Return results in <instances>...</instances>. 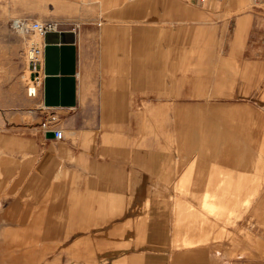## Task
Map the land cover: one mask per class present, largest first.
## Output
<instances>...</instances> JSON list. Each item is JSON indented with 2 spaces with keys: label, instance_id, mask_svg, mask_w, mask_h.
<instances>
[{
  "label": "crops",
  "instance_id": "obj_1",
  "mask_svg": "<svg viewBox=\"0 0 264 264\" xmlns=\"http://www.w3.org/2000/svg\"><path fill=\"white\" fill-rule=\"evenodd\" d=\"M111 5L96 23L67 37L76 51L74 106H45L42 86L30 120L0 121V230L30 223L55 198L58 206L69 197L76 202L86 190L94 191L92 197H109L120 187V196L130 199L124 212L132 217L133 199L174 181L180 157H172L173 149L189 155L200 134H213L215 117L226 119L222 140L234 133L230 124L243 131L246 117L264 134V46L244 45L246 29L238 24L248 17L232 16L224 26L203 21L197 0H112ZM150 110L162 119L154 127L157 139L150 138L153 127L144 121ZM56 129L61 139L47 135ZM166 134H172L175 147L161 137ZM242 210L230 215L223 205L222 217L228 221ZM247 213L251 226L243 229L264 230V173ZM200 218L209 221L205 215L195 220ZM258 237L246 254L225 240L201 243L220 247L198 253L142 249L115 261L264 264ZM151 239L143 237L139 245L158 244Z\"/></svg>",
  "mask_w": 264,
  "mask_h": 264
},
{
  "label": "rangeland",
  "instance_id": "obj_2",
  "mask_svg": "<svg viewBox=\"0 0 264 264\" xmlns=\"http://www.w3.org/2000/svg\"><path fill=\"white\" fill-rule=\"evenodd\" d=\"M239 1L197 0L202 8L201 20L222 22L224 26L232 16L234 19L246 16L248 20L238 24L242 31L246 29L244 45L260 42L264 46V4L261 0ZM111 3L112 0H0V121L5 117L10 121L30 120V107L40 93L29 96L26 79L27 52L37 36L17 29L15 21L50 19L57 21L61 30L72 31L96 23L113 7ZM258 32L261 38H257ZM148 115L144 121L153 127L150 138L157 139L154 127L162 119L154 110ZM215 118L213 134H200L197 145H191L189 155L177 147L173 149L172 157H180L174 167V181L158 183L149 189L147 198L133 199L132 217L124 212V205L130 199L120 196V187L109 197H92L94 191L86 190L84 197L73 198L76 202L69 197L63 206H58L55 198L52 205L41 206L30 223L0 230V264H125L115 261L125 252L150 249L165 250L169 254L198 253L203 248L219 246H200L201 243L220 244L225 240L233 243L231 249L241 247L246 254L256 244L255 238L261 235L264 256V230L243 229V225L251 226L245 217L250 216L247 211L264 173L263 127L262 133H257L258 126L246 117L243 131H236L230 124L229 130L234 133H230L229 140H222L220 126L226 119ZM161 137L173 144L172 134ZM187 155L189 164L185 165ZM83 168L80 167L82 171ZM223 205L229 208L230 215L238 208L243 210L227 221L226 216L222 217ZM202 215L209 218L207 223L201 218L195 220ZM150 216L153 220L148 221ZM246 232L251 238L249 241ZM143 237L154 238L149 241L158 244L139 245ZM164 242L169 245H161Z\"/></svg>",
  "mask_w": 264,
  "mask_h": 264
},
{
  "label": "water",
  "instance_id": "obj_3",
  "mask_svg": "<svg viewBox=\"0 0 264 264\" xmlns=\"http://www.w3.org/2000/svg\"><path fill=\"white\" fill-rule=\"evenodd\" d=\"M71 31L46 32L44 42L43 90L45 106H74L76 51ZM52 137L54 133L48 132Z\"/></svg>",
  "mask_w": 264,
  "mask_h": 264
},
{
  "label": "built area",
  "instance_id": "obj_4",
  "mask_svg": "<svg viewBox=\"0 0 264 264\" xmlns=\"http://www.w3.org/2000/svg\"><path fill=\"white\" fill-rule=\"evenodd\" d=\"M133 1V0H126ZM264 4V0H261ZM16 28L22 32H28L30 30L37 31L41 35L42 42L36 43L32 42L30 44V50L27 52V66H26V79H27V90L28 95L33 96L34 93L30 94V87L34 89V85H40L44 74L43 73V62H44V42L43 37L46 32L51 31H61L58 27V22L53 20H44V21H26V20H17L15 21ZM29 25V26H28ZM54 137L56 139H61L62 132L58 129L54 130Z\"/></svg>",
  "mask_w": 264,
  "mask_h": 264
},
{
  "label": "bare ground",
  "instance_id": "obj_5",
  "mask_svg": "<svg viewBox=\"0 0 264 264\" xmlns=\"http://www.w3.org/2000/svg\"><path fill=\"white\" fill-rule=\"evenodd\" d=\"M17 20V19H16ZM50 20V19H49ZM20 21V20H19ZM32 21H44V20H32ZM53 21H55V20H53ZM57 22V21H56ZM29 26V25H28ZM61 31H63V30H61ZM66 31V30H65ZM30 32H32V33H35V35L37 36V40H34V42H36V43H40V42H42V40H41V35L37 32V31H34V30H30V31H28V32H24V33H30ZM59 32V31H58ZM41 74H44V73H42V71H41ZM42 86H43V80H42V82H41V84L40 85H34V89L32 88V87H30V89H29V91H30V94L31 93H34V96H36L37 95V93H38V91H40L41 90V88H42Z\"/></svg>",
  "mask_w": 264,
  "mask_h": 264
}]
</instances>
